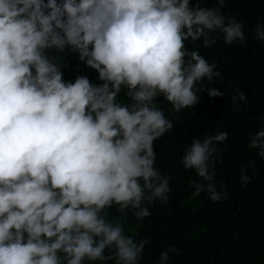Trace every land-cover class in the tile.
<instances>
[{
  "label": "clouds",
  "instance_id": "clouds-1",
  "mask_svg": "<svg viewBox=\"0 0 264 264\" xmlns=\"http://www.w3.org/2000/svg\"><path fill=\"white\" fill-rule=\"evenodd\" d=\"M195 0H0V264H140L147 238L126 234L127 212L150 216L168 202L169 179L155 166L154 141L174 127L157 97L180 112L197 92L223 96L202 81L219 77L185 41L245 42L242 23ZM256 36L264 41V28ZM63 56L91 68L65 81ZM75 56V58H74ZM197 84L200 87L197 88ZM123 91L127 102H121ZM237 99H246L238 92ZM238 110V109H237ZM221 131L193 138L182 155L194 194L225 199L215 184ZM249 148L264 157V128ZM224 156V168L239 166ZM255 161L248 167L254 169ZM252 176L240 168L242 185ZM203 181V182H200ZM206 182V183H204ZM116 206L121 214L109 218ZM169 246L159 254L166 264Z\"/></svg>",
  "mask_w": 264,
  "mask_h": 264
},
{
  "label": "trees",
  "instance_id": "trees-1",
  "mask_svg": "<svg viewBox=\"0 0 264 264\" xmlns=\"http://www.w3.org/2000/svg\"><path fill=\"white\" fill-rule=\"evenodd\" d=\"M198 2L203 7H214L217 0ZM220 11L242 23L245 42L226 44L217 31L213 33L216 44L212 47L204 46L202 39L185 41V46L198 50L208 63L216 65L220 76L202 83L219 89L223 96L209 97L207 91L197 92L198 103L180 112L173 111L163 96L156 100L174 127L169 135L154 141L155 166L168 177L169 188H173L166 204L160 200L146 202L150 216L143 221L127 212L126 234L150 241L140 264H158L160 252L169 246L176 252L169 253L166 264H264V157L248 146L250 136L264 128V41L256 36L257 26L264 28V0H225ZM62 60L73 67L61 68L65 81L84 75L94 84L101 83L94 69L79 71L78 62L67 55H62ZM238 92L244 93L246 99L234 103L232 98ZM120 99L127 102L123 91ZM221 131L227 132L228 138L216 144L222 160L214 165L215 184L226 198L213 202L206 192L194 194L189 180L199 178L194 170L183 167L182 155L193 138L202 141ZM226 150L233 163L239 155V166L224 168ZM250 160L255 161L254 169L248 167ZM241 166L247 168L249 176L253 170L256 172L246 185L240 179ZM107 211L109 218L121 215L116 206Z\"/></svg>",
  "mask_w": 264,
  "mask_h": 264
}]
</instances>
